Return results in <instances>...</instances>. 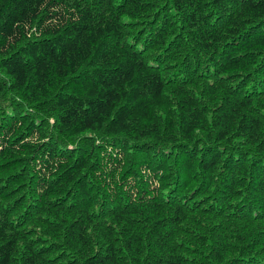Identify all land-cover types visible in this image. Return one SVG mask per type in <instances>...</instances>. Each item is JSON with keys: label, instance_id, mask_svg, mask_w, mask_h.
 <instances>
[{"label": "trees", "instance_id": "obj_1", "mask_svg": "<svg viewBox=\"0 0 264 264\" xmlns=\"http://www.w3.org/2000/svg\"><path fill=\"white\" fill-rule=\"evenodd\" d=\"M0 264H264V0H0Z\"/></svg>", "mask_w": 264, "mask_h": 264}]
</instances>
